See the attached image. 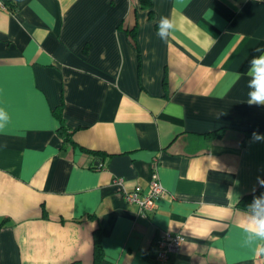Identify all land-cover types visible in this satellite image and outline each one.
<instances>
[{
    "label": "crops",
    "instance_id": "crops-1",
    "mask_svg": "<svg viewBox=\"0 0 264 264\" xmlns=\"http://www.w3.org/2000/svg\"><path fill=\"white\" fill-rule=\"evenodd\" d=\"M4 1L0 264H93L95 233L98 264H152L161 231L184 237L167 264H264L239 226L264 178L247 134L264 136V105L246 102L264 0ZM154 174L142 216L120 191Z\"/></svg>",
    "mask_w": 264,
    "mask_h": 264
},
{
    "label": "clouds",
    "instance_id": "clouds-1",
    "mask_svg": "<svg viewBox=\"0 0 264 264\" xmlns=\"http://www.w3.org/2000/svg\"><path fill=\"white\" fill-rule=\"evenodd\" d=\"M176 24L173 18L162 16L157 25V37L162 42H167ZM257 55L253 56L247 69V103L248 105H264V50L256 49ZM236 80L240 79V74L236 73ZM10 122L8 111L0 107V130L7 127ZM254 140L264 139L257 133H253ZM264 185V181H260ZM245 234V243H257L256 255H264V195L255 197L247 207L244 219L239 225Z\"/></svg>",
    "mask_w": 264,
    "mask_h": 264
},
{
    "label": "built area",
    "instance_id": "built-area-1",
    "mask_svg": "<svg viewBox=\"0 0 264 264\" xmlns=\"http://www.w3.org/2000/svg\"><path fill=\"white\" fill-rule=\"evenodd\" d=\"M0 8H7L4 0H0ZM118 184L122 183V179L117 180ZM165 188L159 178L154 174L149 182L148 191L143 193L140 185H136L131 189L122 187L120 194L127 203H135L139 207L142 216H146L155 208L158 198L164 194ZM184 237L181 234L171 233L169 231H161L152 242V264H167L170 255L177 252L182 244Z\"/></svg>",
    "mask_w": 264,
    "mask_h": 264
},
{
    "label": "trees",
    "instance_id": "trees-1",
    "mask_svg": "<svg viewBox=\"0 0 264 264\" xmlns=\"http://www.w3.org/2000/svg\"><path fill=\"white\" fill-rule=\"evenodd\" d=\"M140 6L142 8H149L151 6L152 0H139ZM9 9L12 10V5L9 4V6H7ZM58 118H59V112H55L54 113ZM247 134H253V132H248ZM261 181H264V178H262ZM261 195H264V185H261V183L259 184V186L257 187V189L248 195H245L241 201L239 202V206L242 208H247L248 205H250L253 201V199L255 197H259ZM103 257V253H102V248L100 246V238H99V234L95 233L94 235V252H93V264H98L99 261L102 259Z\"/></svg>",
    "mask_w": 264,
    "mask_h": 264
}]
</instances>
